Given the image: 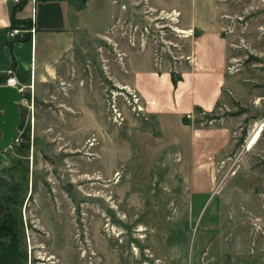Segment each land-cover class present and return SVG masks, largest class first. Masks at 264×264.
I'll list each match as a JSON object with an SVG mask.
<instances>
[{"label":"rangeland","instance_id":"obj_1","mask_svg":"<svg viewBox=\"0 0 264 264\" xmlns=\"http://www.w3.org/2000/svg\"><path fill=\"white\" fill-rule=\"evenodd\" d=\"M112 1L111 26L83 43L95 57L74 59L92 85L78 107L58 83L21 91L15 138L0 149V264H170V237L183 243L185 264L194 235L203 239L201 258L231 250L233 239L218 243V231H253L264 241V0ZM137 48L171 70L193 51L226 53L217 109L184 117L199 127L222 117L215 130L226 129L222 156L207 159L216 168L204 211L190 204L189 215L180 146L154 156L145 133L158 138L155 121L119 87L121 53ZM103 63L112 65L110 80Z\"/></svg>","mask_w":264,"mask_h":264},{"label":"crops","instance_id":"obj_2","mask_svg":"<svg viewBox=\"0 0 264 264\" xmlns=\"http://www.w3.org/2000/svg\"><path fill=\"white\" fill-rule=\"evenodd\" d=\"M112 11V0H0V75H6L4 84L13 79L22 91L34 90L37 84L48 89L58 83L59 90L71 91L65 100L71 107H78L83 92L92 85L82 81L81 65L74 64L75 56L81 52L83 56L95 57L83 43L91 39L90 35L95 38L98 31L111 26ZM12 30L15 32L11 35ZM193 52L185 56L187 62L183 66L174 62L171 70L149 50L125 51L121 53L116 72L119 87L133 92L138 106L155 121L158 138L145 133L152 154L156 156L173 145L180 146L177 170L190 189L185 202L196 209L205 204L204 211L212 193V173L216 168L207 159L209 155L222 156L217 142L225 138L226 129L215 130L216 126H223L222 117L217 120L220 123L203 127L194 126L193 122L182 123L181 119L195 108L203 113L215 112L225 87L223 69L227 56L222 48L215 52ZM102 68L110 80L112 65L104 64ZM91 71L94 77V67ZM172 73L180 77L174 85ZM202 179L204 185L199 184ZM219 209L218 205L212 207L211 216ZM251 232L218 231V243L226 240L228 245L233 239L231 250L227 253L220 246L216 255L204 258H201L203 239L194 235L189 241L190 253L185 264H264V241L256 232L251 237ZM185 235L188 236L187 231ZM182 244L177 245L173 237L164 244L163 251L170 264H184L179 254L183 251Z\"/></svg>","mask_w":264,"mask_h":264},{"label":"water","instance_id":"obj_3","mask_svg":"<svg viewBox=\"0 0 264 264\" xmlns=\"http://www.w3.org/2000/svg\"><path fill=\"white\" fill-rule=\"evenodd\" d=\"M21 92L14 86L0 85V149L8 147L15 138L19 123L18 102ZM0 159L2 156L0 155Z\"/></svg>","mask_w":264,"mask_h":264},{"label":"bare ground","instance_id":"obj_4","mask_svg":"<svg viewBox=\"0 0 264 264\" xmlns=\"http://www.w3.org/2000/svg\"><path fill=\"white\" fill-rule=\"evenodd\" d=\"M9 82L11 83V85L14 84V80L13 79H10ZM261 132H262V126L259 125L258 127H256L255 132L253 133V135L251 136L250 140L248 141V143H247L248 144L247 149H250L255 144V142L259 138Z\"/></svg>","mask_w":264,"mask_h":264},{"label":"trees","instance_id":"obj_5","mask_svg":"<svg viewBox=\"0 0 264 264\" xmlns=\"http://www.w3.org/2000/svg\"><path fill=\"white\" fill-rule=\"evenodd\" d=\"M180 79V77L178 75H175L174 73L171 74V83L174 85L176 83V81H178ZM196 109V108H195ZM182 123L187 124L188 122L186 121V119L183 117L181 119Z\"/></svg>","mask_w":264,"mask_h":264},{"label":"built area","instance_id":"obj_6","mask_svg":"<svg viewBox=\"0 0 264 264\" xmlns=\"http://www.w3.org/2000/svg\"><path fill=\"white\" fill-rule=\"evenodd\" d=\"M14 32H15V31L12 30L11 35H12ZM9 81H10V80L8 79L6 84H8ZM8 85H10V84H8ZM11 86L16 87V88L21 92V88L17 85V83H15V84H13V85H11ZM132 96H133L132 99H134L133 101L136 102V101H137L136 97H135L134 95H132Z\"/></svg>","mask_w":264,"mask_h":264},{"label":"flooded vegetation","instance_id":"obj_7","mask_svg":"<svg viewBox=\"0 0 264 264\" xmlns=\"http://www.w3.org/2000/svg\"><path fill=\"white\" fill-rule=\"evenodd\" d=\"M19 114V113H18Z\"/></svg>","mask_w":264,"mask_h":264}]
</instances>
